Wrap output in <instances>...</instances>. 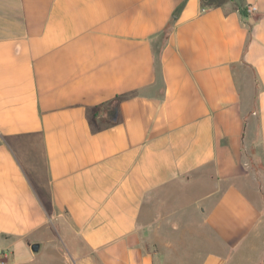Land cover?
<instances>
[{
    "label": "crops",
    "instance_id": "1",
    "mask_svg": "<svg viewBox=\"0 0 264 264\" xmlns=\"http://www.w3.org/2000/svg\"><path fill=\"white\" fill-rule=\"evenodd\" d=\"M252 153L264 171V0H0V264L68 233L105 257L185 207L233 247Z\"/></svg>",
    "mask_w": 264,
    "mask_h": 264
},
{
    "label": "rangeland",
    "instance_id": "2",
    "mask_svg": "<svg viewBox=\"0 0 264 264\" xmlns=\"http://www.w3.org/2000/svg\"><path fill=\"white\" fill-rule=\"evenodd\" d=\"M247 9L245 11L248 12ZM172 25L171 17L164 28L155 31V52L160 50ZM257 155L252 153L246 160L248 175L242 180L245 191H248L246 183L264 182L263 167ZM248 195L254 205L251 211L256 214V224L249 235L233 247L219 242L213 234L209 238L204 231L198 232V218L185 207L175 211L176 216L164 218L165 222L169 219V224H157L159 218H155V229L141 235L137 246L123 243L121 248L102 253L103 257L86 248L74 234L68 233L69 246L63 237L58 238L52 249L45 247L32 263L24 259L21 264H264V193L258 189L253 194L249 190Z\"/></svg>",
    "mask_w": 264,
    "mask_h": 264
},
{
    "label": "water",
    "instance_id": "3",
    "mask_svg": "<svg viewBox=\"0 0 264 264\" xmlns=\"http://www.w3.org/2000/svg\"><path fill=\"white\" fill-rule=\"evenodd\" d=\"M30 248L34 253H37L39 251V244L34 243L30 246Z\"/></svg>",
    "mask_w": 264,
    "mask_h": 264
},
{
    "label": "built area",
    "instance_id": "4",
    "mask_svg": "<svg viewBox=\"0 0 264 264\" xmlns=\"http://www.w3.org/2000/svg\"><path fill=\"white\" fill-rule=\"evenodd\" d=\"M247 10H248L249 13H252V12H254L256 10V8H255V6L251 5V6L248 7Z\"/></svg>",
    "mask_w": 264,
    "mask_h": 264
}]
</instances>
